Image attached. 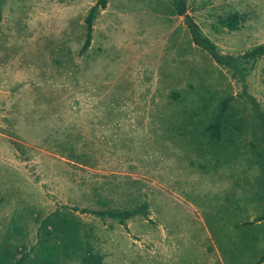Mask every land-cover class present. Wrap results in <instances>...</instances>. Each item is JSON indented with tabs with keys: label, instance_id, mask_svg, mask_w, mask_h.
Instances as JSON below:
<instances>
[{
	"label": "rangeland",
	"instance_id": "1",
	"mask_svg": "<svg viewBox=\"0 0 264 264\" xmlns=\"http://www.w3.org/2000/svg\"><path fill=\"white\" fill-rule=\"evenodd\" d=\"M98 1L0 0V246L30 250L66 207L103 264H254L264 127L249 98L264 112V57L243 84L191 42L174 0H106L81 53ZM234 14L236 30L221 25ZM186 15L223 55L264 43V0H187ZM143 203L123 225L81 213ZM244 222L230 262L225 227Z\"/></svg>",
	"mask_w": 264,
	"mask_h": 264
},
{
	"label": "trees",
	"instance_id": "2",
	"mask_svg": "<svg viewBox=\"0 0 264 264\" xmlns=\"http://www.w3.org/2000/svg\"><path fill=\"white\" fill-rule=\"evenodd\" d=\"M106 3V0H99L90 9L85 19L86 34L80 50L81 53L86 52L90 48L93 20L99 8L102 10L106 8ZM186 12L187 0H174V13L176 16L184 17V24L190 34L191 42L207 53L217 65L231 70L233 75L238 76L244 84L246 74L254 68V65L259 59L264 57V43L256 45L240 56L223 55L218 51L217 46L201 32L200 27L194 20L186 15ZM226 19L221 22L222 26H226L229 30H236L238 28L239 17L237 14L231 15ZM249 99L253 103L255 110H257L259 119L264 127V112L260 110L259 105L253 98ZM227 104L228 100L221 102L218 115L215 117L213 123L206 127V132L211 138L217 139L220 136V125L224 117V112L227 109ZM146 209L147 206L143 203L141 206L131 210H81V213H91L98 217H108L123 225L126 220L132 217L138 215L145 216L147 214ZM67 210L66 207L56 209L40 222L37 230L38 242L30 250H26V247L13 245L10 238H7L0 246V264H63L65 259L75 253H81L83 262L87 264H103L102 257L92 250L91 246L87 244L88 242H85L83 235L80 234L81 221L72 217ZM254 221L255 223L264 221V213ZM252 225L253 222H244L240 225L241 227L236 226V229L247 228ZM229 258L231 257L229 256ZM263 262L264 253L254 264H261Z\"/></svg>",
	"mask_w": 264,
	"mask_h": 264
},
{
	"label": "crops",
	"instance_id": "3",
	"mask_svg": "<svg viewBox=\"0 0 264 264\" xmlns=\"http://www.w3.org/2000/svg\"><path fill=\"white\" fill-rule=\"evenodd\" d=\"M236 226H237V224L236 223H233L230 226H226L225 227V229H227V231L231 232L230 235H227V237H229L231 241L230 242L229 241H225L226 242V246H229V244H230V247L227 250V252H229L228 255L231 257V258H229V261L230 262H232L236 258V255H237V252L235 250V243H233L232 242V239H231L233 237V231H234V229H235ZM221 239H223V238H221ZM225 242L223 241L222 243L219 244L220 245V248H221V251L222 250L223 251H226V246H223V245H225ZM263 244H264V242H263ZM263 253H264V251L260 253V256L263 255Z\"/></svg>",
	"mask_w": 264,
	"mask_h": 264
}]
</instances>
